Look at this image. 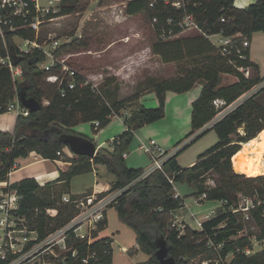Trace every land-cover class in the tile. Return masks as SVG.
<instances>
[{
	"label": "trees",
	"instance_id": "obj_1",
	"mask_svg": "<svg viewBox=\"0 0 264 264\" xmlns=\"http://www.w3.org/2000/svg\"><path fill=\"white\" fill-rule=\"evenodd\" d=\"M76 6L77 0H63L58 15L70 14L76 10ZM125 10L129 15L144 12L153 22L158 37L152 44L154 54L166 63L184 64L174 76L149 77L133 94L125 97L118 95L120 86L116 84L113 87L116 83L113 78L99 89L87 83V77L82 73L77 72L74 77L62 73L59 63L49 70L42 68L40 63L46 58L43 51L35 48L27 53L21 52L14 41L16 35L35 39L33 29H22L17 33L7 31L5 40L0 37V57L9 56L23 68L22 79L15 81L11 69L0 62V114L7 112V106L21 92L34 97L41 104L38 111L17 115L12 131L0 129V181L7 178L16 161L29 156L31 152H37L43 158L63 157L64 161L71 162L66 169L60 170L57 178L44 185L35 177H26L15 183L23 195L21 212L30 218L35 215L37 208L58 209L55 217L41 213L34 217L33 227L43 238L65 225L77 212L74 204L63 202V195L68 193L65 189H69L72 178L93 171L98 165H105L115 175L109 191L124 189L112 206L116 208L120 220L135 230L137 250L150 256L147 261L132 264H163L156 255L161 239L167 240L170 255L180 264H189L195 258L203 260L214 256L224 259L219 264H264V248L252 255L236 252L230 261L226 260L236 247L243 248L250 244L247 236L239 235L243 230L238 215L240 211L232 210L239 208V192L250 196L254 203L263 201L250 213L260 230L258 238L264 240V175L249 177L235 169V157L243 145L264 130V105L256 99L264 86L253 90L264 81V75L260 74L259 66L251 60L250 48L246 50L248 58L238 60L237 65H233L230 58L238 59L235 53L224 54V46L213 43L202 32L196 31L191 36L161 37L162 32L169 36L171 29L172 35L182 31L178 25L167 23L168 18L176 22L186 13H192L204 32H223L225 36L234 37L236 43H239L242 35H248L251 39L255 32L264 31V0H255L243 8L237 7L235 0H187L185 6L179 9L165 0H129ZM222 17H225L224 21ZM154 18H157L156 22ZM39 40L43 41V38ZM71 46L68 43L57 53L62 54ZM190 60L192 64H185ZM240 65H250L251 75L247 77L239 71L237 66ZM53 74H59L61 83L47 80ZM230 74L236 76L237 80L222 85V77ZM71 80L75 82L73 88L69 86ZM199 84L201 91L192 102L191 130L185 136L186 139L191 138L190 142L171 154L165 160L163 169H156L141 177L145 168L130 167L124 156L136 131L165 116L169 91L187 92ZM149 93L156 94V107H147L142 102V97ZM44 99L48 103L45 104ZM124 111L130 113L124 117L127 127L114 137L112 148L100 147L94 157L64 154L65 150H71L68 137H87L75 130L76 125L99 121L98 128L93 124L95 129H99L106 126L115 115L123 117ZM242 127L243 133L240 131ZM212 129L217 133L218 141L203 152L194 164L181 166L177 159L180 152ZM183 141L180 140L175 146H180ZM58 151L62 155H58ZM209 178L214 180V185L207 184ZM171 179L175 185L177 182H186L193 186L194 196L206 194V200L226 201L225 208L219 209L214 218L204 222L203 229L186 224L181 230L173 224V218L175 212L184 207L185 199L181 195L175 196ZM53 185L61 190L56 188L54 191ZM107 225L106 213L99 223L98 231L104 230ZM209 239L215 244L223 242V247L219 250L209 247ZM67 242L71 249L64 255L70 256L69 263H80L90 252L95 255L90 258L89 264H113L114 239L111 236L96 235L92 243L88 244L71 235L67 237ZM75 248L80 253L73 259L71 252ZM56 261L60 259L56 258Z\"/></svg>",
	"mask_w": 264,
	"mask_h": 264
},
{
	"label": "rangeland",
	"instance_id": "obj_2",
	"mask_svg": "<svg viewBox=\"0 0 264 264\" xmlns=\"http://www.w3.org/2000/svg\"><path fill=\"white\" fill-rule=\"evenodd\" d=\"M129 0H77V8L70 14L57 16V18L47 25L44 30L53 32L59 40V49L70 43L72 46L65 49L62 54H58L66 67L75 69L78 73L84 74L91 83L97 88H102L110 78L115 79L120 90L118 95L125 97L133 94L138 86L145 82L149 77H170L184 66L178 62H164L159 55L152 51V44L158 39L153 22L144 12L136 15H128L125 6ZM240 3V0H236ZM255 1V0H254ZM249 1L246 4H250ZM196 32L195 29H189L182 32L181 36H191ZM257 36L263 35V31L255 32ZM219 37H214L217 41ZM15 43L23 44L19 35L14 37ZM82 42V44H80ZM192 64V60L185 64ZM62 73L64 71L61 70ZM58 79L48 81L61 83L59 74ZM233 75H224L222 85L233 81ZM197 87L200 88L199 84ZM199 91V92H200ZM196 92V91H195ZM193 90L187 92L171 91L166 98L165 116L155 122L145 124L136 133L133 141L129 145L125 156L126 162L133 168H149L154 164L151 155L139 148L141 141L149 142L155 139L156 142L165 150L173 151L180 148L191 138L185 136L191 130V108L195 98ZM174 96H171V95ZM199 94V93H197ZM197 96V95H196ZM44 99V103H47ZM143 102L147 107H156L158 98L156 94H146ZM17 114L13 111L0 114V129L12 131L15 127ZM220 117V115H219ZM213 122V121H212ZM211 122V123H212ZM210 123V124H211ZM93 122H82L75 126V130L92 139L98 148H112V142L115 136L126 128L123 119L112 117L110 122L99 129L94 128ZM243 133V127L240 128ZM184 140L180 146H175L180 140ZM218 141V135L215 130H210L178 155V163L183 167L191 166L190 162L197 160L198 157L209 147ZM102 142V143H101ZM72 154L71 150H65L64 154ZM37 155L30 158H21V164H26L34 160ZM64 159V158H63ZM57 165L52 160L38 161L34 164L24 166L21 170L12 176L17 180L21 177H34L35 174L52 171ZM115 180V175L106 168L105 165H98L93 171L76 175L72 178L69 189L65 192L79 195L88 191H93L94 185H110ZM207 184L214 185V180L209 178ZM61 188L53 185V190ZM176 189L185 199V206L177 210L174 214V221L180 228L186 224L197 228L195 219L191 216L195 213L197 216H203L219 205L217 201L206 200L194 196V187L186 182H177ZM109 191V190H107ZM106 192V191H105ZM110 192V191H109ZM102 193V192H101ZM107 193V192H106ZM239 219L243 223V230L240 236H247L250 244L256 246V251L264 248V240L258 238L259 228L255 225L253 219H247L245 204L253 200L250 196L239 192ZM251 203V202H250ZM219 208L216 209L218 211ZM108 225L102 230L100 236H111L114 239L113 264H132L140 261H147L150 256L140 250H137L135 230L120 220L118 212L114 206L107 210ZM127 247V251L123 247ZM257 251V252H258ZM232 259V254L226 258ZM219 264L218 256L199 260L198 258L189 261V264Z\"/></svg>",
	"mask_w": 264,
	"mask_h": 264
},
{
	"label": "built area",
	"instance_id": "obj_3",
	"mask_svg": "<svg viewBox=\"0 0 264 264\" xmlns=\"http://www.w3.org/2000/svg\"><path fill=\"white\" fill-rule=\"evenodd\" d=\"M165 1L167 3L171 2L174 7L179 9L185 6L187 0ZM62 2L63 0H0V37L5 40L7 31L17 33L22 29L35 30V39L19 35L23 40V44L18 45L20 51L27 53L32 49L38 48L46 55L45 60L40 63L42 68L49 70L59 63L64 74L69 75V77H74L77 74V71L73 68L66 67L63 60L58 57L59 55L57 51L60 43L56 38V35L53 32L44 30L45 25L55 20L57 16H60L58 14L61 11ZM224 20L225 17H222V21ZM153 21L156 22L157 18H154ZM167 23L176 24L181 27L182 31L179 34L189 29H195L196 31L205 34L213 43L223 45L224 54L230 55L233 52L238 58H230V62L233 65H237L238 60H246L248 58L246 50L251 46V39L248 35H242L239 39V43H236L234 37L225 36L223 32H204L200 27L198 20L192 13H186L176 22L170 17L168 18ZM169 33L170 35L167 36V33L162 32L161 37L166 39L168 37L179 35H172V29ZM40 37L43 38V41L39 40ZM214 37H219V39L215 41ZM0 62L11 69L15 81L22 79L23 68L20 64H14L9 56L0 57ZM237 69L247 77L250 76L252 72V67L250 65H240L237 66ZM49 79L56 80L58 79V76L53 74L49 76ZM86 82L91 83L88 79ZM92 85L97 88L94 83H92ZM69 86L70 88L75 87V82L71 80ZM262 86H264V81L256 85L253 90L256 91ZM6 110L7 112L13 111L17 115L29 113V109L21 103L19 97L10 103ZM221 114L222 113H220V116ZM129 115L130 113L128 111H124L123 117L119 115L115 116L124 118ZM94 125L98 128L100 122L95 121ZM139 148L149 153L154 161V164L151 167L145 169L141 177L149 175L156 169H163L165 160L177 150L176 148L175 150L170 151V153H167L155 139H151L148 143L141 141ZM57 154L62 155L60 151H58ZM126 155L127 153H124V156ZM20 166V162L16 161L13 169L8 173L7 178L0 181V264H89L90 258L94 256L95 253H87L80 263H69L68 259L70 256L67 254L64 255L65 252H68L71 249L68 245L67 237L74 235L80 240L87 241L88 244L92 243L96 238V235H99L101 232L98 231L99 223L104 219L108 208L112 206L124 189L110 192L106 191L107 193L102 192L105 193L103 195L101 192L97 191H92L90 193L85 192L77 197H73L70 194H64L63 202L74 204L77 208L76 214L65 225L51 231L45 237L41 238L38 230L33 227L35 221L34 217L39 213L55 217L58 213V209L56 207H47L45 209L37 208L35 210V215L31 218L26 213L21 212L23 195L15 185L17 181L12 180V174L19 170L21 168ZM36 179L41 185H44L47 182L38 176ZM170 181L174 184L176 192L175 196H179L180 194L176 189L173 179ZM205 197L206 194H203L200 198ZM217 202H219L217 207L219 209H224L227 203L226 201ZM262 202L263 201H258L257 203H254L253 200H250L245 204L244 208L248 211L247 219H252L250 210L257 205L262 204ZM216 209L210 210L203 216H197L195 213L191 214L196 221L197 229H203L204 222L211 220L218 214L219 209L218 211H216ZM232 210L233 212H237L239 209ZM173 224L178 226L175 221ZM207 245L219 250L223 247V242L215 244L212 239H209ZM257 251L254 244H248L243 248L239 246L236 247L235 252L233 251L230 254H232L233 258L236 252H243L246 255H252ZM79 253V250L75 248L71 252V257L75 259L78 257ZM56 258L60 259V261H56ZM218 259L219 262L224 261L222 257H219ZM204 263L208 264L207 261H204Z\"/></svg>",
	"mask_w": 264,
	"mask_h": 264
},
{
	"label": "crops",
	"instance_id": "obj_4",
	"mask_svg": "<svg viewBox=\"0 0 264 264\" xmlns=\"http://www.w3.org/2000/svg\"><path fill=\"white\" fill-rule=\"evenodd\" d=\"M249 1H254V0H240V3H238L236 0H235V5L237 6V7H241V8H243V7H246V6H248L249 4H246V3H248ZM255 2V1H254ZM251 3H253V2H250V4ZM127 4V3H126ZM129 15V14H128ZM250 57H251V60L254 62V63H256L258 66H259V71H260V74L263 76L264 75V31H263V35H261V36H257L256 35V33H254L253 35H252V38H251V46H250ZM231 75V74H230ZM233 77H234V79H233V81L232 82H235L236 80H237V78H236V76H234L233 75ZM231 82V83H232ZM193 95H195V98H197V96L199 95V94H197V93H200L199 91H200V88L199 87H194L193 89ZM196 91V92H195ZM171 91H169L168 93H167V96H168V94L170 93ZM152 94H154V93H152ZM197 95V96H196ZM171 96H174L173 94L171 95ZM144 97V96H143ZM143 97H142V102H143ZM194 98V99H195ZM193 99V100H194ZM256 99L260 102V103H262L263 105H264V90L262 91V92H260L258 95H257V97H256ZM144 103V102H143ZM191 110H192V108H191ZM119 119H123L124 120V118H122V117H118ZM127 127V126H126ZM126 129V128H125ZM138 132V130L136 131V133ZM136 133H135V135H136ZM102 143V142H101ZM98 147V146H97ZM71 153L72 154H70L69 156H71V157H73V156H75V155H77V154H75L73 151H71ZM33 155H37L38 157H36L34 160H32V161H29L28 163H26V164H21V158L18 160L19 162H20V167L21 168H23L24 166H27V165H31V164H34V163H36V162H38V161H45V160H52L53 162H55L56 163V165H57V167H56V169H53L51 172L50 171H44V172H41V173H38V174H35L34 175V177L36 178L37 176L38 177H40L42 180H45V181H50V180H53V179H55V178H57L58 176H59V174H60V170H63V169H66L70 164H71V162H68V161H64L63 160V157L61 158V159H49V158H43L40 154H38L37 152H31L30 154H29V156H27L26 158H30L31 156H33ZM196 160H193L192 162H190L189 163V165H192V164H194V162H195ZM98 167V166H97ZM21 168L19 169V170H17V171H15L13 174H12V176L15 174V173H17V172H19L20 170H21ZM23 178H26V177H21L20 179H17V180H14V179H12L13 181H19V180H21V179H23ZM93 189V191H97V192H105V191H107V190H109L110 189V185H102V184H98V182H97V184L96 185H94V187L92 188ZM90 190V189H89ZM89 190H87V192L89 191ZM66 194H70V193H66ZM82 194H84V193H82ZM82 194H79L78 196H80V195H82ZM71 195V194H70ZM75 195V194H74ZM185 206V205H184ZM183 208V207H182ZM179 210V209H178ZM100 233H102V231L100 232ZM127 250V247L126 246H124L123 247V250Z\"/></svg>",
	"mask_w": 264,
	"mask_h": 264
},
{
	"label": "water",
	"instance_id": "obj_5",
	"mask_svg": "<svg viewBox=\"0 0 264 264\" xmlns=\"http://www.w3.org/2000/svg\"><path fill=\"white\" fill-rule=\"evenodd\" d=\"M13 62L14 64H18L16 61ZM19 100L29 111H38L41 108L39 101L34 97H28L25 92H21ZM67 141L70 145V149L77 155L94 157L98 151L96 143L87 137L70 136L67 138ZM158 244L159 248L156 251V255L163 264H180L174 256L170 255L166 239H161Z\"/></svg>",
	"mask_w": 264,
	"mask_h": 264
},
{
	"label": "bare ground",
	"instance_id": "obj_6",
	"mask_svg": "<svg viewBox=\"0 0 264 264\" xmlns=\"http://www.w3.org/2000/svg\"><path fill=\"white\" fill-rule=\"evenodd\" d=\"M235 169L249 177L264 175V130L243 145Z\"/></svg>",
	"mask_w": 264,
	"mask_h": 264
}]
</instances>
